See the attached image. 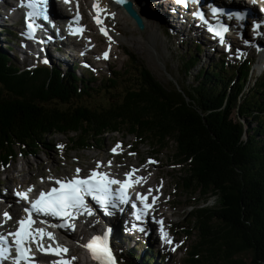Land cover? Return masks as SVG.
I'll list each match as a JSON object with an SVG mask.
<instances>
[{"label":"trees","instance_id":"trees-1","mask_svg":"<svg viewBox=\"0 0 264 264\" xmlns=\"http://www.w3.org/2000/svg\"><path fill=\"white\" fill-rule=\"evenodd\" d=\"M126 55L127 67L97 84L45 62L22 69L0 50V170L19 154L47 150L56 134L81 150L121 132L135 147L174 148L182 189L202 203L215 198L183 217V231L195 237L185 263L196 256L198 264H264V73L252 80L249 61L219 58L192 83L165 86ZM193 55L184 60L188 74L198 65ZM100 92L104 102L82 103Z\"/></svg>","mask_w":264,"mask_h":264},{"label":"rangeland","instance_id":"rangeland-1","mask_svg":"<svg viewBox=\"0 0 264 264\" xmlns=\"http://www.w3.org/2000/svg\"><path fill=\"white\" fill-rule=\"evenodd\" d=\"M89 4L90 1H87V6ZM149 4L152 5V7L148 6ZM137 5L142 9V14L145 18H142L144 23L143 30H139L130 17L133 25L126 24L125 26L131 27V30H128L126 27L122 26V23V25H119L110 15H106L101 21L102 23L94 25L93 31H90L88 34L86 42L96 45L97 52L94 54V57L99 59L97 57L100 56L98 52L108 51L109 54H111L109 55L111 59L107 62L100 61V63H95L93 61L90 62V60L88 62L90 58L87 57L86 59L83 57L81 60L85 63L79 62V64H75L69 61V65L64 67L63 65H58V63L51 61L50 67L57 66L63 71L74 69L77 75H89L96 78V83L98 84L102 79L105 80L112 76L113 73L123 71L127 67L128 58L126 52H129L135 54L143 61L160 83L169 86L171 82L177 85L188 82L192 83L200 69H208L210 63L220 58V51L213 48L212 45L210 46L209 41L207 40L208 44L204 39L202 27L194 29V27H197L183 23L178 17L169 21L179 27L183 26L182 29H176L181 35H176L172 30H170V32L164 31L159 24L164 25L167 23L168 19L173 18L171 14L174 13L171 12L169 15L168 11H161L159 3L151 0H138ZM119 13L128 18V15L126 16L123 11H119ZM86 23V25H88L92 23V21L89 20ZM17 24L20 26L21 21L17 22ZM9 25L10 22H5V20L0 24V50L10 55L13 62L22 69L33 68L39 59L38 63L42 62V57L30 55L29 53L26 54V52L23 51L21 40H19L20 47L16 45L15 41H11L12 37L9 33L5 32L11 30ZM101 26L107 27L105 35L99 33V27ZM119 29H122V32L119 33V31H117ZM150 32L154 34L155 44L148 41ZM52 50L54 52L58 51ZM195 50H200V52L193 55L196 52ZM237 52L238 54L234 57L223 55L224 61L229 62L230 65H235L237 63L236 59H240V57H237L241 51ZM190 55L196 56L198 65L188 74L184 68V60ZM256 63L257 61H255V64ZM260 73V70H255L251 73V79L253 80ZM120 91L121 90L118 89L115 93L121 95ZM107 96V94L103 95V93L100 92L93 98L82 101V103L95 105L104 102ZM51 139L53 146H49L47 150H42L32 156H23L19 154L11 161L10 165H6L0 170V194L4 193L6 189H9L7 195L9 197L8 200L14 203L13 189L18 185L14 177L17 176V171H26L23 175L21 185H26L28 180H31L34 181L31 185L36 186L41 185L44 181L49 182L52 178H65L66 176L76 174V169L82 171L87 167L97 166V162L101 160L106 168L112 172L120 173L121 175L133 169V167H139L141 165L142 169H150V173L148 174L151 175V180H153L150 182L153 187L156 185L160 187L164 186L162 207L158 212L160 215L164 216L171 228L170 231L172 233L171 238L173 239V243L162 248L160 242L157 243V241H155L153 244V237L145 238L141 235L136 239V242L135 238L137 236H127L125 238V235L120 232L116 234L113 242H120L118 246L122 253L123 261L129 264H141V259H150L157 264H161L162 262L164 264H189V262L185 263V258H189L188 252L192 251L195 237L192 234L189 236L183 231V227L187 230L190 229L188 221H184L183 217L187 216L188 213L191 212L192 207L199 202L201 206L214 205L215 198L210 197L207 201L202 203L199 193L191 194L182 189L183 183L180 180V177H182L180 176V166L172 164L171 156L174 152V148L156 151L148 144L135 147V137L126 132L106 134L101 141L93 142L89 148L84 150L79 149V147L78 149L73 148L75 145L72 144L70 139L65 135L56 134L51 136ZM117 144H119V148L116 149V154L113 155L112 149L115 148ZM58 145H63V147H58ZM134 148L136 149L134 150ZM151 159H153L152 166L149 165L152 161ZM109 162L111 163L109 164ZM85 173L86 172H82L81 174ZM8 180L11 181V185L8 184ZM45 188L46 187H44V189ZM75 235H73V238L75 237L76 239ZM77 237L79 236L77 235ZM129 237H131L132 240ZM76 246H79V244H76ZM79 250L81 251L80 257L82 259L79 257L80 259L77 264H90L83 256V251L80 248ZM189 260L191 262L190 264H198L196 256H190Z\"/></svg>","mask_w":264,"mask_h":264},{"label":"snow or ice","instance_id":"snow-or-ice-1","mask_svg":"<svg viewBox=\"0 0 264 264\" xmlns=\"http://www.w3.org/2000/svg\"><path fill=\"white\" fill-rule=\"evenodd\" d=\"M68 2V0H65ZM117 3H124V0H116ZM182 0H177V3H181ZM193 3L196 0H192ZM255 2V0H254ZM28 7H35L32 3L28 4ZM94 9L99 12V5L94 4ZM264 11V8L260 9ZM214 11H216L214 9ZM29 17L33 15V13L28 14ZM77 15V19H78ZM242 18V17H238ZM44 19H47V16L44 15ZM97 23H101L100 20H97ZM29 28H32L33 25L29 23ZM79 31V30H78ZM103 32L104 29L101 28ZM209 31L214 32L216 36L220 37L221 43H223V32L225 29L221 28L219 30H215L209 28ZM106 34V33H105ZM108 53H104V57L107 58ZM58 147H63V145H58ZM119 148V144L112 151L115 153L116 149ZM111 162H109L110 164ZM99 162H97V167H99ZM80 169H76V172L79 173ZM129 176L131 173L128 174ZM142 179V178H141ZM55 183L59 185V188H52L48 192L41 191L37 199L31 201V209H25V211L29 212V216L32 212L42 213L45 216H54L61 217L64 220V223L59 225L60 227H71L74 229V226L68 224V221L75 218V215L86 212L87 214H92V209L88 207L85 202V197H91L93 201L96 202L101 208H106L113 195L111 186L113 184H119L120 190L118 192L120 200L123 202L127 198V189L131 187V183L128 181H119L115 179H111L105 173L97 172L93 170L91 174L85 178H79L78 176L73 177L69 180H55ZM32 189L29 188L28 191ZM18 196L23 199H27V194L25 192H18ZM138 198L143 200L144 197H141L139 194ZM155 200V198H153ZM115 207V204H112ZM150 207V205L145 204V209ZM5 219H9V214H3ZM139 219V217H137ZM20 224V228L16 233H10L9 235H13L16 243V252H17V264H19L20 260L25 261V264H30L29 250L25 247L24 242L26 239L30 238L35 241L36 236L30 231V225L32 223L31 219L21 220L18 222ZM56 227L57 225H52ZM143 231V229H140ZM37 233L43 237L48 236L49 239H54L52 233L44 232L42 229L36 230ZM166 236V234H164ZM3 239V237H0ZM170 242V241H169ZM92 255L94 260H97L99 264H116V261L112 255L111 249L108 246L107 236H93L87 244L82 245ZM38 247L43 250L42 245H38ZM51 251V249H49ZM67 248H61L56 250V254L66 253ZM3 254V250H0V255ZM75 259V258H73ZM63 264H68V262H63Z\"/></svg>","mask_w":264,"mask_h":264},{"label":"bare ground","instance_id":"bare-ground-1","mask_svg":"<svg viewBox=\"0 0 264 264\" xmlns=\"http://www.w3.org/2000/svg\"><path fill=\"white\" fill-rule=\"evenodd\" d=\"M39 1H40L39 3H40V8H41L42 14H44V10H46L47 8H49V10H50L49 17L47 16V19H45V20H47V22L51 26H50V28H47L46 24L44 22L38 20L35 23L37 32L34 35H31V36L27 34V31L24 30L22 26H19L18 29L22 32L23 37H24V45H25V47H24L23 51L27 52V53H30V54H33L35 56L44 55V58L46 60H48L49 62L54 61V62L58 63V65H63L64 67L69 65L68 64L69 61L76 63L75 58L79 62L85 63V62H83L81 60V58H83V57L86 58V59L88 57L93 62L97 63L96 61L99 60V59L94 57V53L97 52L96 47L94 48L92 53H87V52L74 53L76 47L73 46V45L77 46V44L75 42L69 43L66 40V38H65L66 31L64 30L65 20L69 19V17H71L73 15V14H71V11H67L66 8L64 7V5H62V4H59V6H56L51 0H39ZM87 1H90L91 2L90 5L92 6V3L95 0H74L72 2L73 6H75L76 3L81 5L83 13H85L84 14V19H85L86 22L89 21V19H90L89 18V14H91V15H94V13L97 14L100 17L101 21L106 17V15H110L117 24H119V25L123 24L122 26L126 27L128 30H131L130 26L129 27L125 26L126 24H132V22H131L132 20H130L131 17L129 15L127 16V13L125 12V7H123L122 5L114 4L110 0H97V1H100V7H99L100 11L97 12L95 10L94 11L91 10V7L87 6ZM137 1L138 0H131L132 7L135 9V11L142 18H144V15L142 14V9L137 5ZM151 1L158 2L161 11H163V12L168 11L167 7H166V3H168L169 0H151ZM0 3L2 4V7L0 9V24H1V22L3 20H7V19L14 21V20H16V18L18 16L21 15V12L19 10H17V6L19 5L18 0H2ZM29 3H32L31 0H22V5L21 6L25 9L24 12H26V13H29L28 11H26V10H29L28 9L29 8L28 7ZM136 5H137L138 8L136 7ZM148 6L152 7V5H150V4ZM32 9H33V7H32ZM35 11L38 12L37 10H35ZM119 11H123L128 18H126L125 16H122L119 13ZM168 12H169V15H170L171 12L170 11H168ZM57 14L61 15L62 19L58 20L57 19ZM171 16L173 18L172 19H168V22L164 24L165 26L162 25V24H159V26H161L162 27L161 29H163L164 31L170 32V30H172V31H174V33H176V35H178L180 33L178 31H176V29L177 28L182 29L183 26L179 27L176 24L170 22L174 18H178V16L176 14H171ZM43 19H44V17H43ZM179 19H181L182 22L184 21V18H180L179 17ZM25 23H26V21H25ZM101 27H103V26H101ZM117 31H119V33H120V32H122V29H119ZM196 32H199V31H196ZM126 35H127V33H126ZM50 37H53L54 40L53 41L48 40V38H50ZM154 38H155L154 34H152V32H150V37H149L148 41L150 43H152V44H155ZM57 42L59 43L58 47L60 48V50L54 52L52 50V47L56 46ZM88 44L93 45L92 43H88ZM249 46H250L249 44H248V46H242V45L238 44V47L240 49V50L238 49V51H241L239 53L241 54L242 52L247 50L249 48ZM37 50H39V51H37ZM102 52L101 51L98 52L99 55ZM78 56H79V58H78ZM113 56H114V54H113ZM255 58H256L257 63L254 64V67L256 66V68L260 69L264 65V54H262L261 56L257 55ZM110 59H111V57H110ZM248 60L251 63V59L248 58ZM100 61H104V60L100 59ZM66 177H69V176H66ZM52 183H54V181H52ZM52 183L45 181V185H38L36 187L37 191H43L45 186H49L50 187V186H52ZM149 185H151L150 182H149ZM13 207H14L13 203L8 201V205L6 206V211L5 212H10V214H12L11 211H12ZM123 214L124 215L127 214V211L125 209L123 210ZM8 225L10 226L11 223H8ZM102 231H103V228L98 233H96V235H98V236L101 235ZM80 233H81V236H83L85 234L84 230H81ZM69 236L72 237V240L75 241V237L73 238V233H69ZM110 239L111 238H109L107 240L108 246L110 244Z\"/></svg>","mask_w":264,"mask_h":264},{"label":"water","instance_id":"water-1","mask_svg":"<svg viewBox=\"0 0 264 264\" xmlns=\"http://www.w3.org/2000/svg\"><path fill=\"white\" fill-rule=\"evenodd\" d=\"M122 6L125 7V12L127 15L131 17V19L134 21L135 25L139 30L144 29V23L142 17L135 11V9L132 7V3L130 0H124V3H122Z\"/></svg>","mask_w":264,"mask_h":264}]
</instances>
